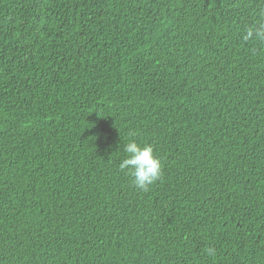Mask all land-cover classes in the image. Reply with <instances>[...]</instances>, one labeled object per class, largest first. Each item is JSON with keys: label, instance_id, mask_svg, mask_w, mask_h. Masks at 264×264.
<instances>
[{"label": "trees", "instance_id": "obj_1", "mask_svg": "<svg viewBox=\"0 0 264 264\" xmlns=\"http://www.w3.org/2000/svg\"><path fill=\"white\" fill-rule=\"evenodd\" d=\"M259 7L0 0V264H264Z\"/></svg>", "mask_w": 264, "mask_h": 264}, {"label": "clouds", "instance_id": "obj_2", "mask_svg": "<svg viewBox=\"0 0 264 264\" xmlns=\"http://www.w3.org/2000/svg\"><path fill=\"white\" fill-rule=\"evenodd\" d=\"M264 4V0H261ZM258 17L255 24L247 26L241 33V39L245 42L253 44H264V7L256 10ZM135 136V133H130ZM123 151L126 154L119 163V169L126 171L131 177L133 186L136 189L147 192L163 174V162L156 155L154 146L150 143H138L135 139H129L124 144ZM209 256L215 255V249L209 247L207 249Z\"/></svg>", "mask_w": 264, "mask_h": 264}]
</instances>
